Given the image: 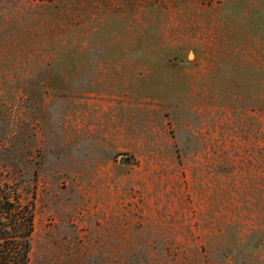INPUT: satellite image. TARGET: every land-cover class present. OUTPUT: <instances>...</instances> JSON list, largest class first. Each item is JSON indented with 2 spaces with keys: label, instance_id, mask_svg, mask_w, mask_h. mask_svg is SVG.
<instances>
[{
  "label": "rangeland",
  "instance_id": "obj_1",
  "mask_svg": "<svg viewBox=\"0 0 264 264\" xmlns=\"http://www.w3.org/2000/svg\"><path fill=\"white\" fill-rule=\"evenodd\" d=\"M6 181L28 264H264V0H0Z\"/></svg>",
  "mask_w": 264,
  "mask_h": 264
},
{
  "label": "trees",
  "instance_id": "obj_2",
  "mask_svg": "<svg viewBox=\"0 0 264 264\" xmlns=\"http://www.w3.org/2000/svg\"><path fill=\"white\" fill-rule=\"evenodd\" d=\"M33 193L17 182L0 185V264H28L34 225Z\"/></svg>",
  "mask_w": 264,
  "mask_h": 264
},
{
  "label": "water",
  "instance_id": "obj_3",
  "mask_svg": "<svg viewBox=\"0 0 264 264\" xmlns=\"http://www.w3.org/2000/svg\"><path fill=\"white\" fill-rule=\"evenodd\" d=\"M126 160H127V159H126L125 157H121V158H120V161H121L122 163L126 162Z\"/></svg>",
  "mask_w": 264,
  "mask_h": 264
}]
</instances>
